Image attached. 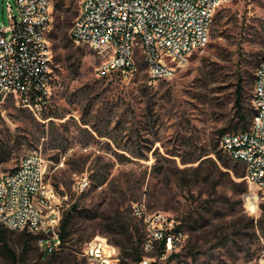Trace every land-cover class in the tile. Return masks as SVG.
<instances>
[{"label": "rangeland", "instance_id": "obj_1", "mask_svg": "<svg viewBox=\"0 0 264 264\" xmlns=\"http://www.w3.org/2000/svg\"><path fill=\"white\" fill-rule=\"evenodd\" d=\"M15 2L0 0V27L8 25L7 3L18 17ZM80 6L81 0H51L47 97L30 106L11 98L0 106V173L40 153L60 222L73 214L69 237L56 255L42 257L38 240L24 252L21 233H13L8 243L17 262L0 244V264H88L82 248L97 236L138 250L144 224L133 207L139 205L172 218L185 234L177 258L157 264H264L263 194L247 184L244 164L220 143L222 135L240 132L237 77L264 55L245 34L254 33L264 0L222 4L209 43L174 78L154 84L142 60L133 75L99 72L95 52L71 38ZM252 94L253 88L248 109Z\"/></svg>", "mask_w": 264, "mask_h": 264}, {"label": "built area", "instance_id": "obj_2", "mask_svg": "<svg viewBox=\"0 0 264 264\" xmlns=\"http://www.w3.org/2000/svg\"><path fill=\"white\" fill-rule=\"evenodd\" d=\"M227 1L81 0L71 38L95 52L102 75H133L142 60L150 84L169 81L194 51L209 43L215 12ZM15 7L17 18L7 3L8 25L0 27V106L11 98L25 106L37 104L52 83L51 0H16ZM252 96L248 130L227 133L220 143L233 161L244 164V180L264 198V55L254 72ZM55 201L40 153L0 173V225L39 236L38 245L48 255L62 248ZM133 213L144 224V255L138 264H157L183 241L184 232L165 214H148L144 205L134 206ZM156 251L158 256H152ZM82 256L88 264H120L118 249L104 237L86 242Z\"/></svg>", "mask_w": 264, "mask_h": 264}, {"label": "trees", "instance_id": "obj_3", "mask_svg": "<svg viewBox=\"0 0 264 264\" xmlns=\"http://www.w3.org/2000/svg\"><path fill=\"white\" fill-rule=\"evenodd\" d=\"M253 29H255L254 33L250 29L246 30L245 34L248 35L247 38L253 39V41H254L253 45H259V47L261 49H264V15L257 19V21L255 22V28H253ZM259 62H260V60L259 61L254 60V61L247 62V66H246V69L243 71V74H239L240 76L237 77V82H236L235 91H234V107L236 109V115H237L236 117L238 119L237 125H239V127H240V132H245L248 130V128L251 124L252 118L254 116L253 106L251 105V107L248 109L245 107V104L247 103V101H246L247 100V93L249 90H251L253 88V85H254V72L255 71H253V70L256 69ZM251 97H253V96H251ZM251 102H252V98H251ZM237 133H239V132H237ZM218 160L220 162V165L223 168L228 169L230 167L228 165V163L223 162L221 160V158H218ZM244 172H245V170H244ZM73 210H74V208H72V211ZM71 213L72 212H70V214H67L62 219V222L60 223V238L62 241V247L65 245V243L67 242V239L69 237V233L67 232V227H68V223L71 220L72 215H73ZM13 233H16V232L9 231L0 225L1 248L4 251V253H6L11 258L12 262L16 263L17 259L15 256V253L11 249V247L8 243V240L10 239V236ZM20 233H21L23 243H24V245H23V251L24 252H26L29 249L30 243L32 241L40 239L39 236L33 235L26 230H24ZM143 240H144V235H142V237L140 239L138 250H137V248H131L132 251H130V250L128 251V249L123 248L119 243L113 244L109 240L108 241L113 246H115L117 249H120V253H119L120 264H138L144 255L143 251H142ZM128 241L129 242L131 241L130 236L128 237ZM119 247H122L123 250H121V248H119ZM53 254L56 255L55 253H53ZM46 256H47L46 253L42 254V257H46ZM169 258L175 259V258H177V255L172 253L169 256Z\"/></svg>", "mask_w": 264, "mask_h": 264}]
</instances>
